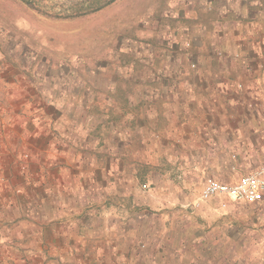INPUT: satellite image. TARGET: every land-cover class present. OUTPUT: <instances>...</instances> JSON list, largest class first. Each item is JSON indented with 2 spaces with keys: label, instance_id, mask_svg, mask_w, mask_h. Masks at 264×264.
<instances>
[{
  "label": "rangeland",
  "instance_id": "374dc122",
  "mask_svg": "<svg viewBox=\"0 0 264 264\" xmlns=\"http://www.w3.org/2000/svg\"><path fill=\"white\" fill-rule=\"evenodd\" d=\"M98 1L0 0V182L19 200L0 210L26 211L20 198L44 195L47 160L67 150L68 174H53L51 197L65 201L67 240L86 248L84 264H264V203L193 206L213 174L160 162L139 121L119 110L125 83L112 92L115 76L140 69V41L173 23L172 0H113L75 14Z\"/></svg>",
  "mask_w": 264,
  "mask_h": 264
},
{
  "label": "crops",
  "instance_id": "0c3cea01",
  "mask_svg": "<svg viewBox=\"0 0 264 264\" xmlns=\"http://www.w3.org/2000/svg\"><path fill=\"white\" fill-rule=\"evenodd\" d=\"M166 16L173 23L140 41V69L115 76L112 92L117 80L125 83L116 90L124 94L119 110L139 121L142 142L156 144L160 162L213 174L204 182H227L223 174L254 169L247 159L264 160V0H172ZM67 153L47 160L44 195L20 198L26 211L0 210V264H84L86 248L67 240L65 201L51 197L59 183L53 174L61 182L68 174ZM19 184L22 192L29 186ZM39 184L30 183L35 190ZM5 186L0 182V206L14 207L19 200L4 197ZM259 203L264 196L247 205Z\"/></svg>",
  "mask_w": 264,
  "mask_h": 264
},
{
  "label": "built area",
  "instance_id": "2783aa9c",
  "mask_svg": "<svg viewBox=\"0 0 264 264\" xmlns=\"http://www.w3.org/2000/svg\"><path fill=\"white\" fill-rule=\"evenodd\" d=\"M263 196L264 163L240 174L231 181L222 182L214 178L207 179L199 195L196 197L193 206H199L202 202L214 197H221L241 203H256L261 201Z\"/></svg>",
  "mask_w": 264,
  "mask_h": 264
},
{
  "label": "trees",
  "instance_id": "16d2710c",
  "mask_svg": "<svg viewBox=\"0 0 264 264\" xmlns=\"http://www.w3.org/2000/svg\"><path fill=\"white\" fill-rule=\"evenodd\" d=\"M111 1L113 0H101V1H98L99 3L96 6L80 5V7L77 9L75 14L88 13L90 11L98 10L102 8L103 6H105L106 4L110 3Z\"/></svg>",
  "mask_w": 264,
  "mask_h": 264
}]
</instances>
